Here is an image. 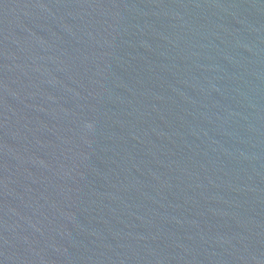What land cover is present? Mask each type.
<instances>
[{"label":"water","instance_id":"1","mask_svg":"<svg viewBox=\"0 0 264 264\" xmlns=\"http://www.w3.org/2000/svg\"><path fill=\"white\" fill-rule=\"evenodd\" d=\"M0 264H264V0H0Z\"/></svg>","mask_w":264,"mask_h":264}]
</instances>
